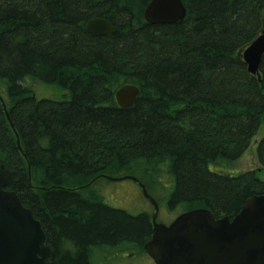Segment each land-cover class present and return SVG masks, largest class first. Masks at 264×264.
<instances>
[{"label": "trees", "instance_id": "16d2710c", "mask_svg": "<svg viewBox=\"0 0 264 264\" xmlns=\"http://www.w3.org/2000/svg\"><path fill=\"white\" fill-rule=\"evenodd\" d=\"M151 1L0 0V159L22 172L7 190L41 222L49 264L145 254L153 207L107 205L96 189L106 177H136L174 218L232 219L264 196V136L260 169L230 168L264 127V57L258 79L241 56L264 30V0H182L186 18L173 25L145 21ZM95 18L117 32L91 36ZM28 79L70 97L38 100ZM124 85L140 89L128 109L115 99Z\"/></svg>", "mask_w": 264, "mask_h": 264}, {"label": "water", "instance_id": "95a60500", "mask_svg": "<svg viewBox=\"0 0 264 264\" xmlns=\"http://www.w3.org/2000/svg\"><path fill=\"white\" fill-rule=\"evenodd\" d=\"M186 15L182 0H152L144 12L145 21L151 25L177 24L183 22ZM86 29L93 37L117 32L104 18L88 21ZM241 56L248 73L260 79L264 30ZM139 95L138 87L124 85L117 90L115 99L121 108L128 109ZM17 144L21 150L18 138ZM107 179L133 181L153 207L152 235L144 251L155 264H264V196L248 199L232 219H217L208 209H195L165 225L158 222V203L136 177ZM21 181V170L0 159V264H49L55 250L47 244L41 222L23 205L14 190H7Z\"/></svg>", "mask_w": 264, "mask_h": 264}, {"label": "rangeland", "instance_id": "374dc122", "mask_svg": "<svg viewBox=\"0 0 264 264\" xmlns=\"http://www.w3.org/2000/svg\"><path fill=\"white\" fill-rule=\"evenodd\" d=\"M28 83L38 100L50 99L54 101H63L68 100L70 97L69 92L57 84L48 85L41 82H33L30 79L27 80V85ZM263 136L264 127L261 128L259 134L254 138L250 148L245 152L240 160L237 161L236 164L230 166L232 174L238 175L246 171L257 170L261 168L260 164L258 163L256 149L257 144ZM96 189L100 191L105 203L113 208L126 210L133 215L144 211L152 212L151 205L144 197H142L139 186L133 181L125 180L111 183L101 181L96 184ZM174 219L175 218L168 214V212L163 210L162 212L159 211L158 222L168 224ZM135 251L138 254L131 256L130 259L124 258L125 255L131 254ZM94 256L97 264H154L149 257L135 249L121 248L109 250L107 252V256L110 257L100 263L99 260L102 258V254L96 253Z\"/></svg>", "mask_w": 264, "mask_h": 264}, {"label": "flooded vegetation", "instance_id": "af4514ba", "mask_svg": "<svg viewBox=\"0 0 264 264\" xmlns=\"http://www.w3.org/2000/svg\"><path fill=\"white\" fill-rule=\"evenodd\" d=\"M170 224V223H169ZM143 250H144V248H143ZM145 253V252H144ZM133 255H135L134 253L132 254H127V255H125L124 256V258H126V259H130L131 258V256H133ZM145 256H147L146 254H144ZM148 257V256H147ZM152 261V260H151ZM154 263V262H153ZM155 264V263H154Z\"/></svg>", "mask_w": 264, "mask_h": 264}, {"label": "bare ground", "instance_id": "6f19581e", "mask_svg": "<svg viewBox=\"0 0 264 264\" xmlns=\"http://www.w3.org/2000/svg\"><path fill=\"white\" fill-rule=\"evenodd\" d=\"M87 30V29H86ZM88 32V31H87ZM117 103V102H116ZM117 105H118V103H117ZM119 106V105H118ZM120 107V106H119ZM121 108V107H120ZM123 109V108H122ZM106 179H107V177H106ZM108 180V179H107Z\"/></svg>", "mask_w": 264, "mask_h": 264}]
</instances>
